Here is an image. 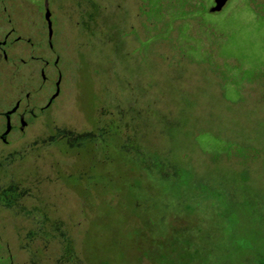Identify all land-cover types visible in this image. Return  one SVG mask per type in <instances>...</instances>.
<instances>
[{
  "label": "rangeland",
  "instance_id": "1",
  "mask_svg": "<svg viewBox=\"0 0 264 264\" xmlns=\"http://www.w3.org/2000/svg\"><path fill=\"white\" fill-rule=\"evenodd\" d=\"M7 1L29 41L7 49L24 68L0 57V133L17 99L27 124L0 139V185L44 218L0 205L7 264L263 259L264 0Z\"/></svg>",
  "mask_w": 264,
  "mask_h": 264
},
{
  "label": "flooded vegetation",
  "instance_id": "2",
  "mask_svg": "<svg viewBox=\"0 0 264 264\" xmlns=\"http://www.w3.org/2000/svg\"><path fill=\"white\" fill-rule=\"evenodd\" d=\"M43 9H44L43 10V19H44V22H46V28H47V20H46V17H45V12H46L45 4H43ZM18 13H19V8L18 7H14L13 3H10L7 0H0V30L3 29L2 31H4L2 39H0V57H1L2 60L8 61V62H13L15 60L14 62L17 61L16 62L17 65L15 64V67L20 66V68H24L26 66L27 61H26L25 58H23L21 56L22 54H20L19 56L12 55L11 56L12 59H11L9 57L8 52H7V49H9L13 44H17L19 42H27V41H29V38H25L23 36L24 33L26 34V30H27V28H25V26H26L25 24L26 23H24L23 19L20 16H18ZM39 30H41V29H39ZM47 32H48V28H47ZM42 36H44V31L43 30H42V33L40 34V37H38L39 40H38L37 45H36V47H38L39 49H40L42 43L44 42V38ZM47 42H48V46L51 48L50 37L48 36V34H47ZM41 50L43 51V49H41ZM51 50H52V48H51ZM36 54L29 55V58H31L33 60H36V62H37L36 66L38 67V71H39L40 77H41L42 80H45L46 78H45V75H44V65L47 64V60L42 58V55L39 52H38L37 55ZM57 57L58 56L55 55V58H54V60L52 62L54 66H56V63H57ZM59 77H60V74L58 73L56 79L53 82L54 91H55V88H56V82H57ZM51 94L48 97L47 102L44 104L45 107L48 106L52 102V100L55 98V97L51 98ZM16 103H17L16 109L9 114L10 129H9L8 133L11 132V131H14L17 127H18L19 130H21L20 129V120H21V118H23L25 120L24 115H25V111L26 110L23 109L22 111H18V109L20 107V100L19 99H17L11 107H13ZM9 109H6L2 113L3 118H4L2 132L4 131V129L6 127V123H7L5 112L7 110H9ZM27 112L29 114H33V111L31 109H28ZM15 120L18 121V125L17 126H16V123H15ZM25 122H26L25 123V125H26L27 121L25 120ZM1 133H0V135H1Z\"/></svg>",
  "mask_w": 264,
  "mask_h": 264
},
{
  "label": "trees",
  "instance_id": "3",
  "mask_svg": "<svg viewBox=\"0 0 264 264\" xmlns=\"http://www.w3.org/2000/svg\"><path fill=\"white\" fill-rule=\"evenodd\" d=\"M187 1H192V0H175L174 1L175 4H173V6L177 8H181L183 4H185ZM158 2L160 1L158 0ZM157 5L155 6L156 8L155 10L159 11V8L157 7ZM132 184H136V183H132ZM27 193H29L28 187L22 184V180L11 179L6 184L0 185V205L6 208L15 209L25 214L31 213L36 222L38 221L42 223V219L44 220V218L42 217L43 214L36 213L34 207L27 208V206L25 205V201L22 200V198H20L21 196H24ZM57 222H58L57 220L51 219V222H50L51 228L54 230L56 237L64 239L65 232L61 229L59 231V225L57 224ZM43 231L44 232L46 231L45 228L43 229ZM178 241L179 240L177 237H173L172 241H170L168 238L169 243L168 244L166 243V245L169 247L168 252L161 253L160 251V253L161 254H169V252L172 253L173 251L172 246L174 243ZM64 247H65V251L68 253V250L70 249L69 244H66ZM2 250H3V246L0 243V264H7L10 260V256L8 253H6L7 250L5 251L4 254L1 253ZM157 252H158L157 254H159V250H157ZM257 264H264V258L259 259Z\"/></svg>",
  "mask_w": 264,
  "mask_h": 264
},
{
  "label": "water",
  "instance_id": "4",
  "mask_svg": "<svg viewBox=\"0 0 264 264\" xmlns=\"http://www.w3.org/2000/svg\"><path fill=\"white\" fill-rule=\"evenodd\" d=\"M227 0H212V4L209 6V10L210 11H218L220 10L223 5L225 4ZM45 8H46V12H45V17H46V20H47V28H48V36L50 37L51 36V26H50V20H49V16H50V13H49V10L45 4ZM59 80H60V77L58 78L57 82H56V88H55V91L51 94V98L55 97L57 94H58V91H59ZM17 107V103L11 107L9 110H7L5 112V116H6V120H7V123H6V127L4 129V131L1 133L0 135V139L2 141H5L6 140V135L10 129V123H9V114L14 111ZM25 120L23 118H21L20 120V129H23L24 125H25Z\"/></svg>",
  "mask_w": 264,
  "mask_h": 264
}]
</instances>
